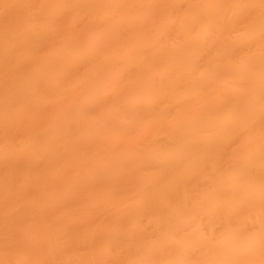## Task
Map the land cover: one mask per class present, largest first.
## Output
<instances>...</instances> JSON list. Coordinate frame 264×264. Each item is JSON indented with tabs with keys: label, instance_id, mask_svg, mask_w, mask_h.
Instances as JSON below:
<instances>
[{
	"label": "bare ground",
	"instance_id": "1",
	"mask_svg": "<svg viewBox=\"0 0 264 264\" xmlns=\"http://www.w3.org/2000/svg\"><path fill=\"white\" fill-rule=\"evenodd\" d=\"M0 264H264V0H0Z\"/></svg>",
	"mask_w": 264,
	"mask_h": 264
}]
</instances>
